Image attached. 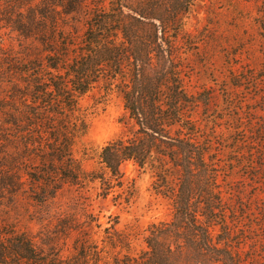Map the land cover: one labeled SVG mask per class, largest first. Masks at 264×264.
<instances>
[{
	"label": "trees",
	"instance_id": "obj_1",
	"mask_svg": "<svg viewBox=\"0 0 264 264\" xmlns=\"http://www.w3.org/2000/svg\"><path fill=\"white\" fill-rule=\"evenodd\" d=\"M198 1L0 0V29L38 51L0 56L9 88L0 98V264H244L223 190L222 145L196 117L202 108L207 120L213 98L189 89L184 50ZM260 11L264 39V0ZM102 88L122 97L128 130L102 147L105 171L87 173L74 155L89 129L80 99ZM128 161L150 171L174 210L171 221L151 224L139 254L115 227L104 229L100 245L92 227L60 220L38 242L1 218L20 195L44 204L65 184L99 181L106 196L123 186ZM73 232L65 257L58 236Z\"/></svg>",
	"mask_w": 264,
	"mask_h": 264
},
{
	"label": "rangeland",
	"instance_id": "obj_2",
	"mask_svg": "<svg viewBox=\"0 0 264 264\" xmlns=\"http://www.w3.org/2000/svg\"><path fill=\"white\" fill-rule=\"evenodd\" d=\"M262 0H199L188 19L193 34L184 55L190 67V91L206 92L210 101L207 120L202 108L196 114L206 132L214 128L222 145L226 179L223 190L235 208L236 236L241 241L244 264H264V39L261 35ZM83 32L82 23L76 28ZM198 42V44H194ZM193 43V44H192ZM195 45V46H193ZM37 55L31 41L10 28L0 29V56ZM9 88L0 82V98ZM89 129L77 138L74 155L87 173L105 171L102 147L128 130L126 110L117 92L94 89L80 99ZM0 113V120L2 119ZM124 182L106 196L99 181L65 184L54 198L40 204L30 192L20 195L1 216L16 229L40 237L56 231L60 220L92 227L102 245L104 229L115 227L130 234L132 252L146 249L144 242L153 223L169 222L174 210L169 200L157 194L149 170L134 162L122 165ZM226 173V175H225ZM93 217V218H92ZM96 220V221H94ZM231 223V219H228ZM218 227L216 228V230ZM41 233V234H40ZM77 232L58 236L62 255L73 250ZM236 241V240H235Z\"/></svg>",
	"mask_w": 264,
	"mask_h": 264
}]
</instances>
